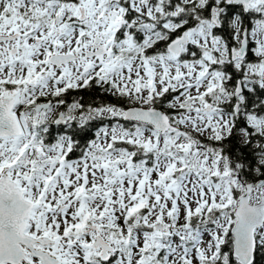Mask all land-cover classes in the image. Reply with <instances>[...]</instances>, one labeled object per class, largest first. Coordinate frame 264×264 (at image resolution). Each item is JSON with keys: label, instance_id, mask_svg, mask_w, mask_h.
Wrapping results in <instances>:
<instances>
[{"label": "snow or ice", "instance_id": "1", "mask_svg": "<svg viewBox=\"0 0 264 264\" xmlns=\"http://www.w3.org/2000/svg\"><path fill=\"white\" fill-rule=\"evenodd\" d=\"M0 264H264V0H0Z\"/></svg>", "mask_w": 264, "mask_h": 264}]
</instances>
